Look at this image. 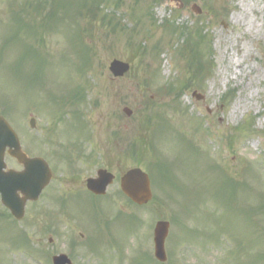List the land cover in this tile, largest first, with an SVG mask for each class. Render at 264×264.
Instances as JSON below:
<instances>
[{"label": "rangeland", "instance_id": "rangeland-1", "mask_svg": "<svg viewBox=\"0 0 264 264\" xmlns=\"http://www.w3.org/2000/svg\"><path fill=\"white\" fill-rule=\"evenodd\" d=\"M98 2L93 17L86 7L81 16L60 11L63 18L50 23L46 6L39 15L33 10L27 19L47 25L39 37L29 25L15 29L22 0H0V115L25 152L53 170L50 188L27 203L20 221L0 218V264H51L60 252L72 264H157L152 233L159 219L170 222L163 264H264L231 253L241 242L250 254L264 252V236L245 212L261 203L253 189L264 187V0ZM183 24L207 35L201 46L210 64L181 91L193 73ZM79 30L93 59L84 74L77 69ZM116 58L131 70L115 79L107 67ZM78 84H86L85 101L55 113L56 99ZM75 108L86 129L72 126L79 123ZM212 163L253 187L237 189L240 211L227 209ZM134 166L152 185L154 200L143 207L118 193L120 174ZM99 167L117 176L101 198L84 188Z\"/></svg>", "mask_w": 264, "mask_h": 264}, {"label": "water", "instance_id": "water-1", "mask_svg": "<svg viewBox=\"0 0 264 264\" xmlns=\"http://www.w3.org/2000/svg\"><path fill=\"white\" fill-rule=\"evenodd\" d=\"M128 67V63L118 59L113 60L109 65V69L115 77L124 75L129 70ZM194 95H196L195 92ZM196 97L199 98L200 96L196 95ZM124 111L128 115L131 113L127 109ZM30 126H34V118L30 120ZM6 149H8L7 152L11 157L23 165V172L17 173L14 170L4 172L5 161L3 156ZM50 176L51 171L46 161L42 158H28L22 152L15 132L0 116V193L3 205L9 209L15 218L21 219L25 213L26 200L35 201L50 181ZM113 177L105 170L99 169L96 178L87 180L86 188L97 195L103 194ZM120 186L123 193L137 205H143L152 198L149 177L139 168H131L125 172L121 177ZM168 226L167 221H158L154 227V257L162 262L166 261L164 243L169 230ZM53 264H69V260L67 256L60 254V256L53 257Z\"/></svg>", "mask_w": 264, "mask_h": 264}, {"label": "trees", "instance_id": "trees-1", "mask_svg": "<svg viewBox=\"0 0 264 264\" xmlns=\"http://www.w3.org/2000/svg\"><path fill=\"white\" fill-rule=\"evenodd\" d=\"M71 1H76V0H68V2L70 3ZM100 0H78L77 4H82L85 7H91L92 9H89V13L91 14V16L93 17V15L95 14L94 11V6H96L95 4H97V2ZM66 2V1H65ZM99 3V2H98ZM22 4V9L24 7H26L27 9L29 8L30 10H27L26 8H24L22 11H24L26 14H28L29 12H33V10L36 13H39V11H41V9L45 8V6L47 7V5L49 4L48 0H24V2L21 3ZM61 4H63V1H58V0H51L50 1V8H49V12H54L56 9H58ZM76 6V5H75ZM82 8V6H77V9L80 11V9ZM184 29L185 33H183L185 35L184 38V45H189V55H190V64L191 65V71H193L192 73V77L189 81H185V83H183L182 87L183 88H189V85H192L193 81L199 82V80L197 78H202L204 77L206 73V68H207V63H208V58L204 60V51L202 50V44H207L205 43L204 39L206 38L205 34L202 33V29L199 27H195L194 29L190 30V29H186V28H182V30ZM191 44H188L190 43ZM83 48L86 49V57L84 59L85 60V65H90L92 59H91V50L89 47H86L83 45ZM210 46L208 45V54H210ZM192 58V60H191ZM210 64V63H208ZM209 72V71H208ZM82 91V88H78V91H75V95L79 96L80 98V93ZM254 178L259 182V175L254 174ZM223 177H221L218 181V184L222 183V188H221V193H223V195L225 197H227L229 206L227 207V209H237L236 207H234V203H233V199L235 197V194L237 193V189L239 187H243V188H247L250 190V188L253 189V187L250 185L248 181L246 180H238V179H233L230 175H227L225 172H223ZM253 191L257 194V196H260L261 199V203L258 205H248V207H246L245 212L248 215V219L250 220L251 224L254 227V230L258 232V234H260L261 236H264V224H262L261 229L259 230L258 227L260 226V221L264 220V187L260 186V189H258V187H256V190L253 189ZM243 209V208H242ZM257 216V218H256ZM258 216L261 218V220L258 222L259 218ZM257 222V223H256ZM234 248H232V252L233 255L237 256L236 258L242 257V255H246L249 256L250 258H252V261L255 262H259V261H264V253H260V252H255L250 254V251L248 249H245V245L244 242L242 243H235L234 244ZM243 251V252H242ZM245 252V253H244ZM244 253V254H243Z\"/></svg>", "mask_w": 264, "mask_h": 264}, {"label": "flooded vegetation", "instance_id": "flooded-vegetation-1", "mask_svg": "<svg viewBox=\"0 0 264 264\" xmlns=\"http://www.w3.org/2000/svg\"><path fill=\"white\" fill-rule=\"evenodd\" d=\"M123 154H124V152H123ZM124 155H125V154H124ZM19 166H20V165H19ZM17 169L20 170V169H21V166H20L19 168H17ZM46 188H47V187H46ZM46 188H45V189H46ZM45 189H44V190H45Z\"/></svg>", "mask_w": 264, "mask_h": 264}, {"label": "bare ground", "instance_id": "bare-ground-1", "mask_svg": "<svg viewBox=\"0 0 264 264\" xmlns=\"http://www.w3.org/2000/svg\"><path fill=\"white\" fill-rule=\"evenodd\" d=\"M240 66V65H239Z\"/></svg>", "mask_w": 264, "mask_h": 264}]
</instances>
